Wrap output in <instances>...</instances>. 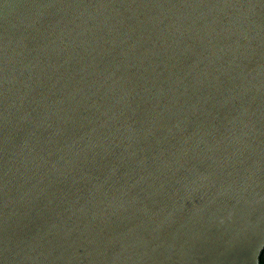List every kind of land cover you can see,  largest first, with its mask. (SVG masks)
Returning a JSON list of instances; mask_svg holds the SVG:
<instances>
[{
	"label": "water",
	"instance_id": "water-1",
	"mask_svg": "<svg viewBox=\"0 0 264 264\" xmlns=\"http://www.w3.org/2000/svg\"><path fill=\"white\" fill-rule=\"evenodd\" d=\"M264 0H0V264H260Z\"/></svg>",
	"mask_w": 264,
	"mask_h": 264
},
{
	"label": "trees",
	"instance_id": "trees-1",
	"mask_svg": "<svg viewBox=\"0 0 264 264\" xmlns=\"http://www.w3.org/2000/svg\"><path fill=\"white\" fill-rule=\"evenodd\" d=\"M259 263L264 264V250L262 251L260 258H259Z\"/></svg>",
	"mask_w": 264,
	"mask_h": 264
}]
</instances>
